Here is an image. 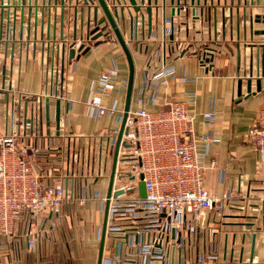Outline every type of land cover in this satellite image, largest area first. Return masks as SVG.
Returning a JSON list of instances; mask_svg holds the SVG:
<instances>
[{
    "label": "crops",
    "instance_id": "0c3cea01",
    "mask_svg": "<svg viewBox=\"0 0 264 264\" xmlns=\"http://www.w3.org/2000/svg\"><path fill=\"white\" fill-rule=\"evenodd\" d=\"M136 1L143 7L142 13L137 15L135 41L131 40L129 2L109 0L108 3L112 11H123L126 18L118 25L135 67L130 111L146 107L149 112H157L166 108L168 101H190L189 111L196 118L195 136H211L206 158L209 166L206 188L219 197L233 192L236 201L245 208H230L222 215L208 213L199 246L193 252L194 262L198 263V255L210 256L212 242L217 241L219 260L208 264H264V170L259 168L258 154L245 140L260 109L264 108V78L260 91L256 83L261 77L257 56L264 36L254 35L255 31H264V25H250L253 17L264 15V0H151V23L148 0L144 4L142 0ZM185 5L189 13L176 16L174 9ZM0 17L17 18L15 45L5 42L6 21L5 26H0V40L3 37L0 52L3 57L7 54L10 60H1L5 71L0 72V88L5 89L0 94V136L7 132L8 101L21 96L22 99H17L21 111L27 102L32 106L41 98L44 135L29 136L26 141L38 150L31 162L46 184L69 175V163L75 173V177L63 179L74 199L67 201L59 213H45L37 221L23 216L12 237H0V264H98L105 219L102 206L108 195L114 160V154H106L105 149L111 135L121 129L118 116L125 111L127 91L105 100L106 105L115 106L117 112L98 121L87 116L86 104L102 72L115 64L119 80L129 79L128 59L116 36L108 29L96 41H87L89 22L91 30L95 25L94 12L88 16L84 0H0ZM104 19L100 8L97 20ZM164 44L166 57L160 54ZM82 45L91 49L76 59L79 54L76 48ZM49 46L52 51L60 46L66 52L64 61L62 54L60 69L64 77H60L59 70V77L63 79H57L54 85H49L46 74L45 51ZM74 46H77L75 59L70 60L69 52ZM204 47L210 51L208 69L202 68L198 59ZM149 57L150 69L146 66ZM165 63L175 67L176 78L160 87L155 103L145 105L155 90L154 85L150 91H143L146 79ZM252 67V91L248 94L247 81ZM10 89L12 92L8 94ZM54 89L59 90L61 99L45 98L46 93ZM193 95L195 98H190ZM47 100L50 101V125L46 121ZM58 101L59 133L56 126ZM208 114H214L210 126L206 120ZM74 151L80 154L77 163L69 157ZM100 171L106 175L99 179ZM249 193L254 195L252 201L247 200ZM34 230L41 232V239L36 249H29L28 236ZM210 230L215 231L214 236Z\"/></svg>",
    "mask_w": 264,
    "mask_h": 264
},
{
    "label": "built area",
    "instance_id": "2783aa9c",
    "mask_svg": "<svg viewBox=\"0 0 264 264\" xmlns=\"http://www.w3.org/2000/svg\"><path fill=\"white\" fill-rule=\"evenodd\" d=\"M84 4L88 9L93 6L91 0H84ZM5 21V42L14 44L17 18L10 20L0 17L1 27L5 26ZM168 22L172 23L171 20ZM104 27L111 31L108 25ZM168 31L171 32L172 28ZM87 41L90 42V39ZM50 47L45 51L46 74L49 85H54L57 79L64 77L60 69L62 54L64 61L66 52L60 46L54 47V51ZM75 47L77 46L72 49L77 51L79 46L77 50ZM209 52L204 47L198 56L199 64L204 69L211 67ZM162 53L166 57V44L161 49L160 54ZM1 54L0 52V72H4L5 66L2 67L1 60L5 59L7 62L9 57ZM151 62L149 57L146 62L148 69ZM175 74V67L165 63L146 79L143 91H150L154 85L155 90L145 105L155 103L160 87L174 80ZM95 88L86 107L87 116L98 121L116 114L115 106H107L105 100L127 91L128 80H119V69L115 64L102 72ZM4 89V86L0 88V94ZM10 92L12 89L8 94ZM45 96L47 99H61L58 89ZM20 98L22 99L21 96L14 97L12 102H7V132L0 136V237L5 238L13 236L23 216H31L37 221L45 213H59L67 201L74 199V195H69L63 183L64 178L75 177L70 163L69 175L46 184L31 162V158L38 155V150L29 146L26 141L29 136L37 138L44 135L42 99L35 101L32 106L27 102L19 111L17 99ZM190 98L195 97L193 95ZM189 104L190 101H168L166 108L157 112H149L146 107L129 111L120 144L112 194L109 199H104L102 206L105 211L109 202L102 264H208L219 260L218 244L213 241L210 256L198 255V263L194 262L193 252L199 246L208 213L217 212L222 215L230 208H245L236 201L233 192L229 191L219 197L206 188L205 178L209 169L206 158L211 136H195L196 118L190 113ZM123 118L124 113L118 116L121 123ZM206 120L208 126L212 125L214 114H208ZM118 135L119 132H115L109 138L106 154H114ZM245 140L258 154L259 168L264 170V108L260 109ZM124 141L128 142L130 149L123 148ZM77 152L74 151L69 156L74 163L80 159ZM105 175L100 171L98 178ZM110 177L111 174L109 182ZM141 183L145 185L144 198L141 196ZM116 193L122 194L115 196ZM253 199L254 195L249 193L247 200ZM210 231L211 236H214L215 231ZM40 239L39 230L31 231L28 236L29 249H36Z\"/></svg>",
    "mask_w": 264,
    "mask_h": 264
},
{
    "label": "water",
    "instance_id": "95a60500",
    "mask_svg": "<svg viewBox=\"0 0 264 264\" xmlns=\"http://www.w3.org/2000/svg\"><path fill=\"white\" fill-rule=\"evenodd\" d=\"M130 1H131V4H133V5L137 4L135 0H130ZM97 2H98L101 10L103 11V13L105 15V19L102 22H98V20H97L98 10L95 9V11H94V25H95V28L93 30H91V22H89L88 30H87V33H86L87 39L92 40L91 37L95 33V31H97L104 24L108 25L111 28L112 33L116 36L120 46L122 47V49H123V51H124V53H125V55H126V57L128 59L129 66H130V75H129V79H128L126 107H125V111H124L123 122H122V125H121V129L119 131L118 140H117V144H116L115 151H114V160H113V165H112V170H111V177H110L109 188H108L107 198L109 199L111 197V194H112V186H113L114 175H115L117 162H118L120 144H121L122 137H123V134H124L126 120L128 118V114H129V111H130V103H131V99H132V91H133L134 76H135V67H134V62H133L131 51H130V49L128 47V44H127V42L125 40V37L123 36V34H122V32H121V30L119 28V25H118V21H117V19L119 18L118 9H115V10L112 11L110 6H109V4H108L109 0H97ZM144 2H145V0H142V4H144ZM86 4H88V3L86 2ZM152 10H153L152 2H151V0H148L147 13H148V16H149V23H151V20H152ZM195 10H194V13H195ZM137 11H138V9H137ZM182 12L189 13V8L186 7V5H185L183 7L180 6V8L174 9V13L177 16H180ZM90 15H91V10L88 9V16H90ZM120 15H121L122 21L125 22L126 18H125V15H124L123 11H121ZM129 19H130L131 26H132V34H131V38L132 39L131 40L135 41L134 39L138 38V34H137L136 30L138 29L137 26H138L139 17L137 16L135 18H132L130 16ZM255 23L264 25V15H256L255 17H253L251 22H250L251 27H253ZM150 27H151V24H149V28ZM83 32H84V29H83ZM254 35H257V36H261L262 35V36H264V31H255ZM90 49H91L90 47L85 48V45H82L78 49L79 54L77 55L76 59H79L81 57V55L87 54L90 51ZM259 50H261V52H259V55L257 56V59H259V63H260V68L259 69L261 70V72H259V75H261V77L256 82L258 91H260L261 88H262V79L264 78V43L259 46ZM75 55H76V51L71 50L69 52V59L70 60L75 59ZM252 59H254V56L252 57ZM252 83H253V67L250 69V78L247 81L248 94H250L251 91H252ZM238 90H239V92H241V90H242V81L239 82V84H238ZM49 102L50 101L47 100V103H46V121H47V125H50V104H49ZM60 118H61V116H60V101H58L57 102V108H56V126H57L58 133H59V130H60ZM140 191H141V196L144 198L146 193H145V185L143 183L140 184ZM120 194H122V193H116L115 196H118ZM108 207H109V202H107V206H106V209H105V219H104L102 240H101V244H100V253H99L98 264H102V262H103ZM256 240H257V236L255 235L254 239H253V251H254V248H255V245H256Z\"/></svg>",
    "mask_w": 264,
    "mask_h": 264
},
{
    "label": "rangeland",
    "instance_id": "374dc122",
    "mask_svg": "<svg viewBox=\"0 0 264 264\" xmlns=\"http://www.w3.org/2000/svg\"><path fill=\"white\" fill-rule=\"evenodd\" d=\"M129 3L128 4H130V6H129V15L132 17V18H135L137 15H140L141 13H142V7H141V5H139L138 3H137V1H136V5H133V4H131V1L130 0H127ZM91 3H92V7L90 8V10L92 11V12H94L95 11V9H97L98 11H99V9H100V6L98 5V2H97V0H91ZM137 9H138V11H137ZM118 13H119V18L117 19V21L118 22H122V19H121V11L119 10L118 11ZM107 29L108 28H104V27H100L97 31H95V33L92 35V40L93 41H96L98 38H101L103 35H104V33L107 31ZM96 39V40H95ZM123 148L124 149H130V145L128 144V142L127 141H124L123 142Z\"/></svg>",
    "mask_w": 264,
    "mask_h": 264
}]
</instances>
